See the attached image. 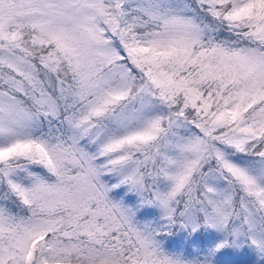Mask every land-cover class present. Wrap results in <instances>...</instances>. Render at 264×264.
Wrapping results in <instances>:
<instances>
[{"label":"snow or ice","instance_id":"6c2138e0","mask_svg":"<svg viewBox=\"0 0 264 264\" xmlns=\"http://www.w3.org/2000/svg\"><path fill=\"white\" fill-rule=\"evenodd\" d=\"M0 264H264V0H0Z\"/></svg>","mask_w":264,"mask_h":264}]
</instances>
